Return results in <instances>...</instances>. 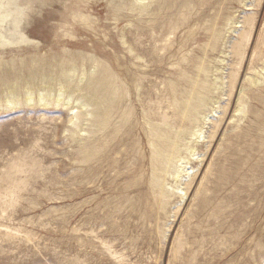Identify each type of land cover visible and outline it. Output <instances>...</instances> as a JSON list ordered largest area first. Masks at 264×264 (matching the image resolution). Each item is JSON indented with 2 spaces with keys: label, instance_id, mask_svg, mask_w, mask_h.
Returning a JSON list of instances; mask_svg holds the SVG:
<instances>
[{
  "label": "rangeland",
  "instance_id": "obj_1",
  "mask_svg": "<svg viewBox=\"0 0 264 264\" xmlns=\"http://www.w3.org/2000/svg\"><path fill=\"white\" fill-rule=\"evenodd\" d=\"M62 3L27 7L38 46H0V264H264V0ZM245 20L241 61L230 45ZM62 74L69 107L95 114L110 99L108 128L6 107L9 92L56 95ZM203 83L177 143L182 179L171 168L152 182L150 128L176 131L174 98Z\"/></svg>",
  "mask_w": 264,
  "mask_h": 264
},
{
  "label": "bare ground",
  "instance_id": "obj_2",
  "mask_svg": "<svg viewBox=\"0 0 264 264\" xmlns=\"http://www.w3.org/2000/svg\"><path fill=\"white\" fill-rule=\"evenodd\" d=\"M54 3H60L61 5L62 0H0V46L3 45H12L15 43V41H21V42H27L28 44H31L33 46H38L39 45V41L35 38H33L29 31V25H30V21L28 20V18L30 17V14L27 13V7H45V6H49L52 5ZM65 3V2H64ZM135 5V3H132ZM131 4V5H132ZM60 5V6H61ZM137 6L139 4H136ZM142 5V4H141ZM135 7V6H134ZM139 7V6H138ZM142 6H140L141 8ZM48 8V7H47ZM51 8V7H50ZM64 8V6H63ZM42 9V8H41ZM49 9V8H48ZM52 10V9H51ZM135 10V9H134ZM141 10V9H140ZM143 10V7H142ZM48 16V15H47ZM248 19V17H247ZM250 19V18H249ZM248 22V20H245L243 25H241V23L239 24L237 23H233L234 27L237 28V35H236V39L233 40V43L230 45V52L234 55V56H240L241 61H243L244 58V54H240V51L242 50V46L244 44V42H246V45L249 44L250 40H251V31L252 29H254L253 25L251 26L250 30L245 32L244 30V25ZM249 23H251L249 21ZM248 23V24H249ZM253 24V23H252ZM49 26V25H48ZM250 26V25H249ZM234 33V32H233ZM42 34V33H41ZM215 35H213L214 37ZM44 39V38H43ZM245 47V46H244ZM129 51V50H128ZM62 55V54H61ZM227 55V54H226ZM61 57V56H60ZM43 59V58H42ZM252 59V58H251ZM240 60V59H239ZM57 62V61H56ZM221 63L224 61H220ZM264 62V61H263ZM95 63V62H94ZM241 63V62H240ZM50 65V64H49ZM56 65V64H55ZM71 65V64H70ZM222 65V64H221ZM97 66V65H95ZM94 66V67H95ZM99 66V65H98ZM223 66V65H222ZM228 66V65H227ZM230 66V65H229ZM56 67V66H55ZM74 67V66H73ZM77 67V66H76ZM75 68V67H74ZM222 68V67H221ZM52 69V68H51ZM54 69V68H53ZM52 69V70H53ZM62 69V68H61ZM66 69V68H65ZM64 69V70H65ZM69 69V68H68ZM71 69V68H70ZM97 69V68H95ZM107 69V68H106ZM105 69V70H106ZM104 70V69H103ZM104 70V75H103V79L101 80H97L98 83L97 84H101V86H103V81H106V85L107 88H109L111 86V96H114L116 93L115 88L112 87V83H111V76L109 75L110 73H108V71ZM215 71V70H214ZM218 71V70H217ZM58 72V71H57ZM221 73V71H219ZM65 73V72H64ZM82 73V72H81ZM95 73V72H93ZM97 73V72H96ZM28 75V73H26ZM31 74V72H30ZM42 74V73H41ZM47 74V73H46ZM69 74V73H68ZM68 74L64 75L62 74L61 76L64 78V82L63 84L60 86V88L57 90V94L53 95V93H48L46 91L44 92H39L38 91V95L37 98L34 96L33 92L30 91L29 89L26 88L25 93L23 96H20V94L18 95V93L14 94L12 92H9L11 90V83L10 84V89H9V96L6 97L5 103H6V107L10 106H19L21 103H23L24 105H28V106H36L39 107L41 109H49L50 107H60L63 109H67L69 114H70V118L68 120V122L72 125H75V127H78L76 123L85 121V117L86 116H93L95 118V121L98 125V127L100 128V132L104 131L106 128H108V123L111 120V112L109 111V106L112 105L110 104V99H106L104 103L109 104L107 107H105L103 104H95L97 106H99V112L96 111L97 113H93V112H87L86 114H83L81 111L79 112L78 110H76V108L79 107H69L70 105V101L68 99V101H64L62 96L64 95L63 93H65V91H67V81L69 79ZM232 74V73H231ZM230 74V75H231ZM35 75V74H34ZM37 75V74H36ZM85 74L82 73L81 76L83 77ZM10 76V75H9ZM29 76V75H28ZM41 77V75H39ZM43 76V75H42ZM45 76V75H44ZM43 76V78H44ZM5 77V76H4ZM17 77V76H16ZM30 77V76H29ZM237 77V72L233 73L231 76V85L232 88L234 87V81ZM26 78V77H25ZM31 78V77H30ZM38 78V77H37ZM76 78V77H75ZM93 78V75H92ZM218 77H216L217 79ZM250 78V77H249ZM18 79V78H17ZM46 79V78H45ZM48 79V78H47ZM47 79L45 81H47ZM114 79V77H113ZM228 79V78H227ZM89 80V79H88ZM93 80V79H92ZM220 80V77H219ZM218 80V81H219ZM10 81V80H9ZM44 81V82H45ZM96 81V80H95ZM96 81V82H97ZM221 81V80H220ZM5 83V81H3ZM13 82V81H11ZM23 82V81H22ZM26 82V81H25ZM38 82V81H37ZM87 82V81H86ZM90 82V81H89ZM229 82V81H228ZM1 83V82H0ZM48 83V82H47ZM50 83V81H49ZM48 83V84H49ZM81 83V82H80ZM114 83V81H113ZM255 80H253L252 84H255ZM3 84V83H2ZM27 84V83H26ZM47 84V86H48ZM76 84V83H75ZM217 84V83H216ZM4 85V84H3ZM2 85V87H3ZM16 85V84H15ZM37 85V84H36ZM50 85V84H49ZM80 85V84H79ZM83 85V84H82ZM81 85V86H82ZM17 86V85H16ZM39 86V85H38ZM44 86L45 83H44ZM74 86V85H73ZM206 84L203 83L201 85H199V89H195V90H190L188 93L185 94V96L183 95V97L179 98L176 97L173 100L172 103V107L175 110V112L177 113V118H179L178 123L180 124L179 128L176 131H173L172 129H170L171 125L163 123L161 126H164V129H161V127H153L150 128L149 131V135H148V144L151 148V163H152V167H153V171H152V176H153V181L154 183H160L162 181V176L161 174L166 173V171L171 170V168H173L174 173L170 176H173L174 178L177 179H182L181 175L183 172L182 168L180 170V166L178 167L175 166L173 164L175 158L177 157L176 153L178 150V141L182 138L184 133H187V130L185 129L186 127H183L182 124H184L185 122H191V121H195L196 120V116L198 113V110L201 108L203 100H204V96L202 94L203 91L207 90L206 89ZM1 87V88H2ZM8 87V85H7ZM13 87V84H12ZM15 87V86H14ZM18 87V86H17ZM30 87V85H29ZM51 87V86H49ZM78 87V86H77ZM84 87V86H83ZM216 87V86H215ZM219 86L217 85V88ZM16 88V87H15ZM81 88V87H80ZM105 87V89H107ZM117 88V87H116ZM220 88V87H219ZM5 89V87H4ZM3 89V90H4ZM13 89V88H12ZM48 89V88H47ZM71 87L68 89L70 90ZM75 89V88H74ZM2 90V89H1ZM15 92V89H13ZM12 90V91H13ZM32 90V87H31ZM49 90V89H48ZM79 90V89H78ZM71 91V90H70ZM93 91V90H92ZM122 91V90H121ZM2 92V91H1ZM17 92V90H16ZM106 92V91H105ZM115 92V93H114ZM242 92V91H241ZM104 93V92H103ZM102 93V94H103ZM231 93V92H230ZM87 94V93H86ZM97 94V93H96ZM177 94V93H176ZM242 94V93H241ZM104 95V94H103ZM178 95V94H177ZM175 95V96H177ZM82 96V95H81ZM72 97V95H71ZM85 97V96H84ZM80 98V97H79ZM95 98V97H94ZM85 99V98H84ZM96 99V98H95ZM101 100V99H100ZM240 101V99H239ZM82 101H77V104L80 105ZM102 102V101H100ZM94 103V102H93ZM99 103V102H98ZM86 104V103H85ZM88 105V104H87ZM86 105H82L80 107H85ZM238 106V105H237ZM245 106V105H244ZM1 107V105H0ZM87 107V106H86ZM243 106H240L236 109V112H242ZM76 110V111H75ZM246 110V109H245ZM127 112V111H126ZM216 112V111H215ZM239 114V113H238ZM215 115V114H214ZM237 115V114H236ZM205 116V115H204ZM230 116V115H229ZM112 118V117H111ZM205 118V119H204ZM204 124H206V122L208 121L207 117H204ZM131 119V118H130ZM172 119V118H171ZM210 119V118H209ZM89 120V119H88ZM125 120V119H124ZM202 121V120H201ZM163 122V120H162ZM83 123V122H82ZM111 123V122H110ZM202 124V125H204ZM216 125V124H215ZM150 126V125H149ZM185 126V125H184ZM198 126V125H197ZM203 127V126H202ZM216 127V126H215ZM195 128V127H194ZM85 131V130H84ZM194 136H196V139L199 140H203L204 139V134L202 129L198 128L196 130H194ZM214 136V135H213ZM195 141V140H193ZM195 143V142H194ZM208 148V147H207ZM193 149L189 150V153H193ZM192 155V154H191ZM178 159V158H177ZM88 159H86L87 161ZM178 162L181 164L183 163V159L178 160ZM168 168V170H167ZM179 169V170H178ZM166 170V171H165ZM180 171V172H179ZM170 173V172H169ZM168 174V173H167ZM165 176V175H164ZM152 183V184H154ZM159 187V186H158ZM162 188V187H161Z\"/></svg>",
  "mask_w": 264,
  "mask_h": 264
}]
</instances>
